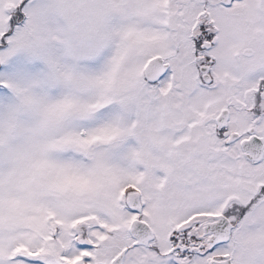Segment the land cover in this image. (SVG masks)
I'll use <instances>...</instances> for the list:
<instances>
[{"label": "snow or ice", "instance_id": "obj_1", "mask_svg": "<svg viewBox=\"0 0 264 264\" xmlns=\"http://www.w3.org/2000/svg\"><path fill=\"white\" fill-rule=\"evenodd\" d=\"M0 264H264V0H0Z\"/></svg>", "mask_w": 264, "mask_h": 264}]
</instances>
